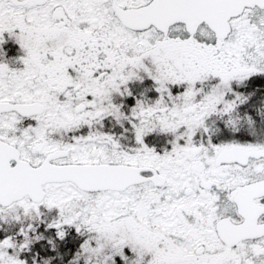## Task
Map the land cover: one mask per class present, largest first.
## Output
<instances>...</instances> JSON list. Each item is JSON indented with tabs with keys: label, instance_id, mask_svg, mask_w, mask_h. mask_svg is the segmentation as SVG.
Listing matches in <instances>:
<instances>
[{
	"label": "snow or ice",
	"instance_id": "snow-or-ice-1",
	"mask_svg": "<svg viewBox=\"0 0 264 264\" xmlns=\"http://www.w3.org/2000/svg\"><path fill=\"white\" fill-rule=\"evenodd\" d=\"M0 264H264V0H0Z\"/></svg>",
	"mask_w": 264,
	"mask_h": 264
}]
</instances>
